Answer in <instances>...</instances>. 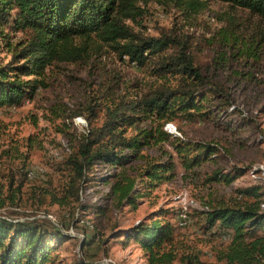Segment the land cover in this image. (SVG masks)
Segmentation results:
<instances>
[{
	"label": "trees",
	"instance_id": "trees-1",
	"mask_svg": "<svg viewBox=\"0 0 264 264\" xmlns=\"http://www.w3.org/2000/svg\"><path fill=\"white\" fill-rule=\"evenodd\" d=\"M138 1L0 0V53L9 55L8 62L0 65V109L33 101L40 90L48 87L46 73L52 66L85 64L103 47L119 59L147 68L160 81L140 96L128 98L117 97L118 84L108 79V85L99 90V101H93L86 132L58 164L63 179L60 189L39 188L34 195L36 199L49 197L59 207L80 206V192L89 180L88 174L96 165H105L119 170L100 180L109 186L108 195L114 204L135 208L140 198L150 196L157 187L175 178L176 166L170 158L163 162L155 160L142 154L144 149L168 144L185 171L199 168L218 153L209 144L174 137L164 130L166 124L178 120L206 121L207 105L220 98L230 105L226 89L207 79L195 63L200 38L178 35L173 29L160 28L152 36L134 29L128 21L136 22L144 14L137 6ZM141 1L155 2L185 14L203 11L207 5L206 0ZM216 1L264 21V0ZM17 33L22 36L18 40ZM100 106L104 118L95 126L94 111ZM82 114L73 111L71 117L80 118ZM142 124L144 128H136ZM137 160L143 164L129 169L128 175L126 167ZM29 175V171L23 170L10 173L7 191L11 193L5 199L0 197V210L6 202L12 209L19 208L18 197L24 184L37 179V175ZM214 177L206 182L217 181ZM234 178L224 181L229 183ZM263 198L262 187L254 186L239 190L232 204L194 210L203 219L205 235L223 236L227 240L220 242L213 261L204 259L195 246L180 241L176 230L182 229L178 225L179 211L176 228L160 219L161 211L154 221H140L121 231V236L124 242L137 245L145 264H264ZM67 240L48 220L19 221L0 215V264H53L52 244Z\"/></svg>",
	"mask_w": 264,
	"mask_h": 264
},
{
	"label": "rangeland",
	"instance_id": "rangeland-1",
	"mask_svg": "<svg viewBox=\"0 0 264 264\" xmlns=\"http://www.w3.org/2000/svg\"><path fill=\"white\" fill-rule=\"evenodd\" d=\"M206 1L203 11L185 14L139 0L137 6L144 14L136 22L128 21L134 29L150 36L163 28L200 38L201 45L195 52L197 67L230 96L229 106L225 98L209 103V116L204 122L178 120L164 127L174 137L209 144L218 150L199 168L185 171L168 144L142 151L162 162L170 158L176 166L175 178L157 187L150 196L140 198L135 208L114 204L108 195L109 186L100 180L119 170L105 165H96L88 174L89 180L80 192V206L59 207L49 197L36 199L34 195L39 188L60 189L63 179L58 164L86 132L93 101H99V90L108 85V79L118 84L117 97L134 98L160 83L147 68L119 59L103 47L85 64L52 66L46 73L48 87L40 90L33 101L0 109V197L5 199L11 193L7 191L10 173L23 170L29 171L30 177L37 175L35 181L24 184L18 197L19 208L12 209L6 202L0 215L19 221L48 220L57 226L69 240L52 244L53 264H145L142 251L132 241L124 242L121 231L143 220L150 223L161 211L160 219L175 228L178 211L188 216V226L178 221L182 227L176 228L180 241L195 246L204 259L213 261L220 242L227 240L205 235L203 219L194 210L232 204L241 189L255 186L264 191V21L216 0ZM15 36L16 40L22 37L18 33ZM8 60L9 55L2 51L0 65ZM102 109L95 108L92 125L102 123ZM78 110L82 116L71 117ZM142 164L133 161L126 167L128 175L129 169ZM214 175L218 180L207 183ZM233 177L236 178L229 183L224 181ZM261 208L264 210L263 205Z\"/></svg>",
	"mask_w": 264,
	"mask_h": 264
},
{
	"label": "bare ground",
	"instance_id": "bare-ground-1",
	"mask_svg": "<svg viewBox=\"0 0 264 264\" xmlns=\"http://www.w3.org/2000/svg\"><path fill=\"white\" fill-rule=\"evenodd\" d=\"M180 215H182V217ZM178 221L180 222L181 226H183V223H189L188 216H186L184 213L182 214V212L178 214Z\"/></svg>",
	"mask_w": 264,
	"mask_h": 264
},
{
	"label": "built area",
	"instance_id": "built-area-1",
	"mask_svg": "<svg viewBox=\"0 0 264 264\" xmlns=\"http://www.w3.org/2000/svg\"><path fill=\"white\" fill-rule=\"evenodd\" d=\"M183 214V213H182ZM182 217V215H180ZM183 226H188V223H183Z\"/></svg>",
	"mask_w": 264,
	"mask_h": 264
}]
</instances>
